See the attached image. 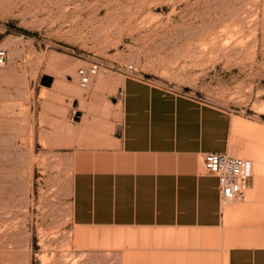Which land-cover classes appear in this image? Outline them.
Returning <instances> with one entry per match:
<instances>
[{"label":"rangeland","instance_id":"obj_1","mask_svg":"<svg viewBox=\"0 0 264 264\" xmlns=\"http://www.w3.org/2000/svg\"><path fill=\"white\" fill-rule=\"evenodd\" d=\"M0 48V264L119 258L90 242L110 228L71 223V126L65 96L40 86L46 73L74 76L89 95L79 69L93 58L106 63L94 80L133 65L136 76L233 113L231 155L264 154V0H0ZM250 201L247 191L225 206ZM223 255L221 246L219 264Z\"/></svg>","mask_w":264,"mask_h":264},{"label":"crops","instance_id":"obj_2","mask_svg":"<svg viewBox=\"0 0 264 264\" xmlns=\"http://www.w3.org/2000/svg\"><path fill=\"white\" fill-rule=\"evenodd\" d=\"M93 81L84 95L74 76L41 77L65 96L72 225L110 228L90 242L118 264H219L221 246L222 264H264V154L248 153L243 205L225 207L204 166L207 152L237 151L234 114L136 75Z\"/></svg>","mask_w":264,"mask_h":264},{"label":"built area","instance_id":"obj_3","mask_svg":"<svg viewBox=\"0 0 264 264\" xmlns=\"http://www.w3.org/2000/svg\"><path fill=\"white\" fill-rule=\"evenodd\" d=\"M7 50L0 48V64L7 58ZM106 65L100 58H93L89 69H79L80 85L88 89L92 76ZM124 73L136 75L138 69L133 65L127 69L118 68ZM204 166L209 173L215 175L219 180L221 201L233 203L247 200V185L253 177L254 165L249 158L231 155L228 152H207L204 156Z\"/></svg>","mask_w":264,"mask_h":264},{"label":"bare ground","instance_id":"obj_4","mask_svg":"<svg viewBox=\"0 0 264 264\" xmlns=\"http://www.w3.org/2000/svg\"><path fill=\"white\" fill-rule=\"evenodd\" d=\"M93 77H95V75L92 76V79H91V83H90V86L93 84ZM99 80L101 81L102 80V77L101 76H98ZM254 165V164H253ZM254 173V172H253ZM227 204V203H226ZM228 204H231V203H228ZM234 204V203H233ZM227 207V205L225 206Z\"/></svg>","mask_w":264,"mask_h":264}]
</instances>
